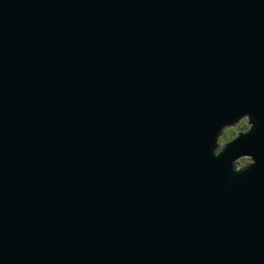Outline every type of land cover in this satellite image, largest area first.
I'll return each mask as SVG.
<instances>
[{"label":"water","instance_id":"obj_1","mask_svg":"<svg viewBox=\"0 0 264 264\" xmlns=\"http://www.w3.org/2000/svg\"><path fill=\"white\" fill-rule=\"evenodd\" d=\"M0 264H264V0H0Z\"/></svg>","mask_w":264,"mask_h":264},{"label":"clouds","instance_id":"obj_2","mask_svg":"<svg viewBox=\"0 0 264 264\" xmlns=\"http://www.w3.org/2000/svg\"><path fill=\"white\" fill-rule=\"evenodd\" d=\"M239 113H243V123L240 126V131L242 134L239 137H241L242 135H244L246 133L254 132L259 128L260 123H259L258 118L255 115H253L249 111H242ZM235 131H236V129L230 130L229 136L231 137L232 135H234ZM222 139H223V137H221V140ZM230 143H232V142H230ZM230 143H228V144H230ZM212 151H213V149L210 148V152H212ZM234 156L240 157L239 163H236V167L234 169H232V171L235 173H240L243 170H245L246 168H248V167H250L256 163L255 157L249 152H242V153L236 154ZM228 184H229V186H234L236 184V180L235 179H229Z\"/></svg>","mask_w":264,"mask_h":264},{"label":"rangeland","instance_id":"obj_3","mask_svg":"<svg viewBox=\"0 0 264 264\" xmlns=\"http://www.w3.org/2000/svg\"><path fill=\"white\" fill-rule=\"evenodd\" d=\"M243 123V118L240 119L237 123H235L234 125H231V126H228L224 129L223 133L221 134L220 136V141L224 142V141H227V140H231L233 139L236 135H237V132L240 130V126L242 125ZM232 129H236L235 131V134L232 135L231 137L229 136V132L230 130ZM221 137H223V139L221 140Z\"/></svg>","mask_w":264,"mask_h":264}]
</instances>
